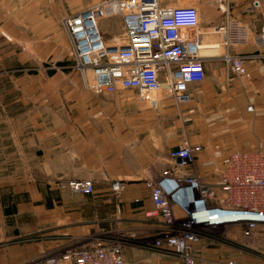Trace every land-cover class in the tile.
Returning <instances> with one entry per match:
<instances>
[{
	"label": "crops",
	"instance_id": "0c3cea01",
	"mask_svg": "<svg viewBox=\"0 0 264 264\" xmlns=\"http://www.w3.org/2000/svg\"><path fill=\"white\" fill-rule=\"evenodd\" d=\"M29 1L0 0V27L10 39L26 41L28 34L21 30L18 37L17 30L30 27L39 38L57 35L61 26L70 43L62 25L65 17L58 25L62 2ZM160 1L163 6L196 4L205 46L204 81L190 85L192 100L183 105L148 99L134 89L96 93L84 87L80 75L81 84H75L67 101L45 100L55 86L44 81L27 88L32 99L21 101V117L32 125L24 137L34 148L18 150V163L0 182V264H30L114 242L123 243L125 264H183L152 245L168 228L163 218L146 216L154 207L149 184L164 171L176 170L171 153L184 144L192 147L194 162L181 173L217 191L228 154L264 151V51L222 45L218 29L226 17L219 9L221 0ZM228 8L229 17L254 34L264 30V0H228ZM34 9L43 17L30 20ZM112 19L120 29V18ZM228 53L243 57L249 77L228 72ZM70 180L92 181L94 193L63 188ZM116 181L124 184L118 197L112 191ZM203 233L196 264H264L262 238H246L241 226L211 227Z\"/></svg>",
	"mask_w": 264,
	"mask_h": 264
},
{
	"label": "built area",
	"instance_id": "2783aa9c",
	"mask_svg": "<svg viewBox=\"0 0 264 264\" xmlns=\"http://www.w3.org/2000/svg\"><path fill=\"white\" fill-rule=\"evenodd\" d=\"M219 7L226 17L219 27L222 45L254 46L264 51V30L254 34L229 17L228 0ZM119 17L123 30L109 40L100 22ZM199 11L195 6H163L160 0H104L62 20L72 48L76 70L87 90L112 94L138 90L148 99L191 102V84L205 79L204 45L200 37ZM218 47L219 45H214ZM264 55V52H263ZM228 72L249 77L240 55L224 56ZM253 111V107H249ZM176 170H166L151 188L153 209L148 218H163L168 232L153 246L196 264V249L207 228L239 225L248 239L261 237L264 244V151H234L224 160L218 190L195 176L181 173L194 162V150L184 144L171 153ZM63 188L73 193L93 194L90 180H70ZM124 184L116 181L118 197ZM180 214V217L177 216ZM125 264L124 245L114 242L67 250L34 260L30 264Z\"/></svg>",
	"mask_w": 264,
	"mask_h": 264
},
{
	"label": "rangeland",
	"instance_id": "374dc122",
	"mask_svg": "<svg viewBox=\"0 0 264 264\" xmlns=\"http://www.w3.org/2000/svg\"><path fill=\"white\" fill-rule=\"evenodd\" d=\"M31 1L34 0L29 2ZM60 1L63 13L58 20L59 26L62 18L73 14V11L93 6V0H75L73 7L68 4L69 0ZM100 1L104 0L98 2ZM178 6L197 7L195 3L189 5L179 3ZM29 17L30 20L40 19L43 14L34 9L30 11ZM120 20L119 25L122 29ZM100 28L108 40L113 35L122 33L112 18L101 21ZM21 30L28 34V38L23 42L14 37L11 40L7 30L0 27V182L9 176L8 171L14 170V165L18 163V150L34 148V142L30 140L28 142L25 138L31 132L32 125L27 123L26 117H21L25 111L21 101L32 99V94L26 93L27 88L44 81V85L55 86L54 90L45 93V100L67 101L71 99L70 93L75 84H81L80 74L74 67L73 55L71 57V44L68 43L61 26L57 35L41 38L31 27L17 30L18 37Z\"/></svg>",
	"mask_w": 264,
	"mask_h": 264
},
{
	"label": "bare ground",
	"instance_id": "6f19581e",
	"mask_svg": "<svg viewBox=\"0 0 264 264\" xmlns=\"http://www.w3.org/2000/svg\"><path fill=\"white\" fill-rule=\"evenodd\" d=\"M204 48H205V46H204ZM203 50H204V49H203ZM203 50H202V51H203ZM202 51H201V52H202ZM203 57H204V56H203Z\"/></svg>",
	"mask_w": 264,
	"mask_h": 264
}]
</instances>
